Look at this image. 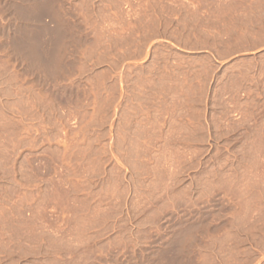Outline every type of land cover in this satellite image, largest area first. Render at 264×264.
<instances>
[{
    "label": "rangeland",
    "instance_id": "1",
    "mask_svg": "<svg viewBox=\"0 0 264 264\" xmlns=\"http://www.w3.org/2000/svg\"><path fill=\"white\" fill-rule=\"evenodd\" d=\"M0 264H264V0H0Z\"/></svg>",
    "mask_w": 264,
    "mask_h": 264
}]
</instances>
